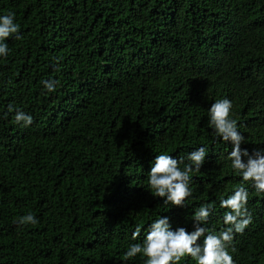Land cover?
I'll return each instance as SVG.
<instances>
[{
	"label": "trees",
	"instance_id": "1",
	"mask_svg": "<svg viewBox=\"0 0 264 264\" xmlns=\"http://www.w3.org/2000/svg\"><path fill=\"white\" fill-rule=\"evenodd\" d=\"M9 12L22 39L0 57V264H145L124 253L152 221L191 232L209 203L203 226L224 229L220 200L242 181L208 109L231 100L241 148L264 154V0H0ZM201 146L186 206L154 197L155 155L183 169ZM245 187L252 221L229 251L264 264V194ZM29 213L38 223L19 225Z\"/></svg>",
	"mask_w": 264,
	"mask_h": 264
},
{
	"label": "clouds",
	"instance_id": "2",
	"mask_svg": "<svg viewBox=\"0 0 264 264\" xmlns=\"http://www.w3.org/2000/svg\"><path fill=\"white\" fill-rule=\"evenodd\" d=\"M14 21V12L0 15V57L6 58L9 54L10 49L5 42L8 38L22 39L20 26ZM42 83L48 92L55 91V82L45 80ZM232 109L233 103L227 98L213 102L208 109L209 123L215 135L233 146L228 159L231 161L232 170L242 181L231 195L220 200V207L228 210L223 216L226 227L216 234L203 226L207 224L214 207L211 203L201 205L194 211V230L191 232L182 226L173 229L170 218L160 216L151 222L142 243L129 245L124 253L125 260H132L139 254L146 258L145 264H180L187 257L193 259L196 264H235L229 251V248L235 251L234 235L242 234L252 221L247 208L249 192L245 184L252 183L257 194H264V154L260 150L249 154L247 148H241L246 139L238 130L237 120L232 118ZM15 121L27 127L33 123V117L17 110ZM206 157L207 149L201 146L188 154L189 163L181 169L179 165L183 162L182 157L178 160L169 154L155 155L147 178L151 194L163 198L164 204L185 207V202L193 195L190 173L200 171ZM244 157H247L246 161ZM17 223L35 225L38 220L29 213ZM140 233L141 228L138 226L132 233V240H137Z\"/></svg>",
	"mask_w": 264,
	"mask_h": 264
}]
</instances>
